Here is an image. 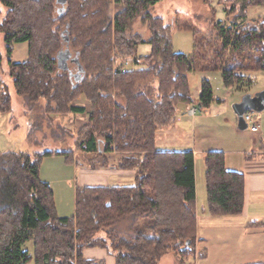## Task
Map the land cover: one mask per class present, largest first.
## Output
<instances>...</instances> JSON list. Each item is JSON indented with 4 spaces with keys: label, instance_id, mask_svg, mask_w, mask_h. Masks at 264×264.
Wrapping results in <instances>:
<instances>
[{
    "label": "trees",
    "instance_id": "16d2710c",
    "mask_svg": "<svg viewBox=\"0 0 264 264\" xmlns=\"http://www.w3.org/2000/svg\"><path fill=\"white\" fill-rule=\"evenodd\" d=\"M159 1L0 0V16L7 9L0 21L7 73L32 114V129L43 128L45 119L50 135L64 139L66 130L57 134L52 121L85 113L75 105L78 97L90 103L89 122L74 132L73 150L0 151V264H104L84 260L83 251L93 247L107 249L116 264H159L170 250H178L179 264L193 257L195 156L157 150L158 133L173 123L180 105L192 101L190 74L220 70L225 86L232 87L242 86L248 73L264 71V20L254 26L248 20L249 9L264 6V0H224L230 25L216 22L214 14L212 34L195 31L191 55L174 51L172 26L151 14ZM139 17L149 39L129 33ZM25 42L27 59L13 63L15 45ZM147 43L150 52L138 57L139 45ZM70 52L81 68L77 78L64 66ZM2 62L0 55V68ZM129 62L148 68L129 69ZM140 83H156V97L139 89ZM41 101L43 109L34 111ZM213 102V87L204 78L198 104L208 109ZM0 111H12L1 77ZM78 152L94 154L95 164L135 169L134 184L78 186L75 215L61 217L53 189L41 178L42 160L55 154L70 160ZM205 167L210 213L241 215L244 174L227 170L222 152L207 153ZM124 221L122 231L118 225ZM28 242L32 251L25 248Z\"/></svg>",
    "mask_w": 264,
    "mask_h": 264
},
{
    "label": "crops",
    "instance_id": "0c3cea01",
    "mask_svg": "<svg viewBox=\"0 0 264 264\" xmlns=\"http://www.w3.org/2000/svg\"><path fill=\"white\" fill-rule=\"evenodd\" d=\"M247 75L249 76L250 74L248 73ZM247 75L246 78L248 77ZM204 78L212 83L210 72L201 73L198 93L196 96H192V101L189 104L184 105V112H182L181 115L178 114V109L173 123L164 127L165 130H163L165 137H170L174 134H179L180 136L182 134V129H184V126L188 123L191 133L193 134L191 146L177 147L180 145H176L175 147H159V133L157 139V150L159 151H192L195 156L197 241L193 257L187 263L264 264V111L261 113L254 111L258 114L260 127L258 131H252L250 124L246 120L248 127H239V118L232 107V104L234 102L239 103L242 100L241 97L244 95H254L256 92H259V90H252L255 83H253L251 79V87H227L226 95L223 97L216 94L213 90L214 102L207 109L208 112L203 114V110L206 109L200 108L198 99L201 92V82ZM234 88H238L237 90L241 92V94L238 95L239 99L236 101L231 100V97L229 98V96L233 94L232 90ZM75 105L85 107V113L66 114L55 119L66 128L68 124L74 126V132L82 127L78 124L79 122L83 123V125L89 122L90 111L89 102L86 100H82L80 103L76 101ZM193 107H197L198 110L192 115L189 114V109ZM185 114H188L191 121L188 120ZM73 117L76 119L75 121H79L77 126L72 122ZM64 121H66V123H64ZM197 132H201L202 135L198 137L196 135ZM60 141L63 140L61 139ZM209 152L224 153L226 169L244 174L245 204L241 215L214 216L209 211L208 202H206L207 206L205 208H200V204L198 203L199 184L197 156H206ZM83 155L86 157L88 163L81 169L82 174L79 180L77 163L75 164V168L72 166V163H74L79 156ZM92 157H94V154L79 152L75 153L73 159L70 160H66V158L63 157L65 160V168L72 174L71 177L67 179L68 185L71 184V180L75 176V195L78 186L108 187L130 186L134 184L135 169H116L112 167V165L108 166L107 162L95 164L90 160ZM44 159L45 157L43 160ZM41 178L48 182L52 188L50 181L44 179L42 175ZM75 195L73 200V213L70 216L63 217L75 215ZM58 206L61 207L62 205ZM83 258L84 260H103L104 264H116V258L110 254L107 249L99 247L85 249L83 251Z\"/></svg>",
    "mask_w": 264,
    "mask_h": 264
},
{
    "label": "rangeland",
    "instance_id": "374dc122",
    "mask_svg": "<svg viewBox=\"0 0 264 264\" xmlns=\"http://www.w3.org/2000/svg\"><path fill=\"white\" fill-rule=\"evenodd\" d=\"M224 0H160L159 3L154 5L150 12L154 17H162L166 24L172 26V40H173V49L177 53H183L186 55H191L194 51V34L195 31H202L206 34H212L211 29L212 22L222 21L227 26L230 25L231 18L227 16L226 7L228 3H223ZM2 16H4L7 11L6 8H3ZM115 9L112 8L111 13H114ZM249 23L254 26V22L257 20H264V6L252 7L249 9ZM184 25H188V29H184ZM183 27V28H182ZM130 34L139 33L145 39H149L150 30L142 19L136 18L130 28ZM150 45L142 44L139 45L137 49V56L142 57L148 55L150 52ZM28 51V43H19L15 45L14 52L11 56L13 63H20L26 60ZM6 45L3 39V35L0 32V55L3 58L2 67L0 68V77L6 82L9 87L10 94L12 96V111L9 113H3L0 111V151H16V152H45L51 150L58 151H71L74 149V126L67 125L68 127L62 126L57 120H53L51 126L53 129H56L57 134H61V130H66L63 141L53 138L51 130L48 126L49 121L43 119V128L32 129L33 121L30 119L32 114L26 113L27 104L23 97L16 94L12 80L7 73L8 69V58L6 57ZM67 67L71 70L74 76L77 78L81 75V68L74 52H70V55L67 57ZM126 67L129 69H147L148 66L145 64H134L129 62ZM250 75L245 78L243 81L244 87H251L252 90L260 91L264 89V71H256L249 73ZM212 76V87L216 94L223 97L226 95L227 87L224 84L222 78V72L220 70L210 72ZM251 79V81H250ZM201 73H192L189 76L190 81V94L194 97L198 93L200 87ZM139 89L146 91L153 98L156 97V83H140ZM238 88L232 90L231 100H237L238 95L241 94ZM258 89V90H257ZM242 98V97H241ZM87 99L84 97H78L75 99V102L80 103V101ZM236 103V102H234ZM233 103V104H234ZM232 104V107H233ZM44 101L39 102L34 111H39L40 108L43 109ZM90 105V103H89ZM184 105L178 107V114L181 115L184 112ZM208 110H203V114L207 113ZM69 114V113H68ZM74 114V113H70ZM66 115V114H64ZM76 116V115H74ZM79 116V115H78ZM188 117V120L191 121L188 114H185ZM69 118V117H68ZM73 117L72 122L77 126V121ZM67 121V120H66ZM64 121V123H66ZM37 123V122H36ZM79 125L84 126L83 123L79 122ZM61 126V128H60ZM190 125L187 123L182 129V134H174L172 136L165 137V133L162 130H159V147H187L192 144L193 134L190 130ZM63 128V129H62ZM186 131V132H185ZM47 132V134H46ZM196 135L201 136V132H197ZM64 156L62 155H53L46 156L41 164V175L44 179L50 181L52 188L54 190V197L56 203V210L59 216H70L73 213V200L75 195V176L71 180V184H67V179L71 177V173L64 166ZM76 161V162H75ZM72 163V166L75 168V164L78 168V176L80 180V175L82 174L81 169H83L88 163L86 157L79 156L77 160ZM84 166V167H83ZM205 156H197V173H198V184H199V198L198 203L200 208H205L207 206V196H206V185H205ZM82 178V177H81ZM56 191V192H55ZM56 194V196H55ZM57 200V201H56ZM58 205H62L59 207ZM118 228L122 231H125L127 228V221H124L118 225ZM32 242H28L25 245V248L32 251ZM178 250H170L169 253L162 258L159 264H179V256L177 255ZM29 264H34L31 262Z\"/></svg>",
    "mask_w": 264,
    "mask_h": 264
},
{
    "label": "water",
    "instance_id": "95a60500",
    "mask_svg": "<svg viewBox=\"0 0 264 264\" xmlns=\"http://www.w3.org/2000/svg\"><path fill=\"white\" fill-rule=\"evenodd\" d=\"M63 1L65 3L67 0ZM62 62H64V59ZM66 65L64 64L65 67H67ZM233 108L239 118V127L247 128L248 124L245 121V114L249 111H256L258 113L264 111V89L256 92L254 95H244L239 103L233 104Z\"/></svg>",
    "mask_w": 264,
    "mask_h": 264
},
{
    "label": "built area",
    "instance_id": "2783aa9c",
    "mask_svg": "<svg viewBox=\"0 0 264 264\" xmlns=\"http://www.w3.org/2000/svg\"><path fill=\"white\" fill-rule=\"evenodd\" d=\"M128 63H126L127 65ZM198 110L197 107H193L189 109V114H194ZM245 120L250 124V128L252 131H258L260 124L258 121V114L254 111L252 112H247L245 114ZM184 264H193V263H184Z\"/></svg>",
    "mask_w": 264,
    "mask_h": 264
}]
</instances>
